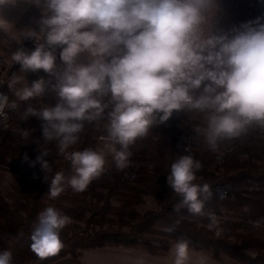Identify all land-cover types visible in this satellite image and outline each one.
Segmentation results:
<instances>
[{"label":"clouds","instance_id":"obj_1","mask_svg":"<svg viewBox=\"0 0 264 264\" xmlns=\"http://www.w3.org/2000/svg\"><path fill=\"white\" fill-rule=\"evenodd\" d=\"M14 2L0 0V6ZM30 3L42 11L39 31L27 33L35 47L18 49L11 54V61L20 66L19 73L42 70L48 78L29 83L23 75L12 73L6 81L11 96L0 93V130L8 129L9 112L26 104L20 119L38 118L43 140L57 142L58 152L71 162L74 174L54 175L49 185L51 198L58 197L65 185L76 192L86 190L104 171L103 151L68 149L79 141L84 123L102 118L110 105L107 135L100 139L120 170L129 165V147L174 112L207 113L206 127L197 131L212 150L218 141L238 138L253 126L264 129V23L260 18L242 24L229 36L214 35L204 27L215 15L216 0ZM4 27L0 23V29ZM82 54L87 56L86 63L78 62ZM49 90L55 95L54 105L36 109L27 103ZM21 135L27 138L28 132ZM47 155L41 151L32 166L39 163L44 172L50 171L44 159ZM24 160L28 162L27 155ZM201 168L192 155H181L171 164L167 184L181 197L174 211L207 215L211 230L218 228L219 221L215 214L204 211L205 201L213 195L210 186L194 183ZM44 179L47 181L46 176ZM225 197L221 192L220 198ZM261 222L253 224L259 227ZM68 223L70 218L60 210L43 209L30 235V250L40 260L59 253L64 247L60 233ZM174 223L178 225L180 220ZM170 253L173 264H189L192 259L186 239L177 240ZM0 264H13L10 250L0 252ZM136 264H145L144 259L139 258ZM196 264H207V258L200 256Z\"/></svg>","mask_w":264,"mask_h":264},{"label":"trees","instance_id":"obj_2","mask_svg":"<svg viewBox=\"0 0 264 264\" xmlns=\"http://www.w3.org/2000/svg\"><path fill=\"white\" fill-rule=\"evenodd\" d=\"M17 66L13 64L12 69ZM200 91L202 88L194 94ZM55 103L51 90L28 102L36 109ZM26 106H20L19 112ZM110 110L111 105L99 120L85 122L79 141L68 149L103 151L104 171L86 190L76 192L65 185L54 199L49 195L54 175L63 172L70 177L74 173L71 162L58 152L57 142L43 140L41 121L29 116L1 130L0 180L7 183L4 194L9 204L7 211H0V252L10 250L13 264H55L93 247L123 245L162 254L177 240L186 239L190 247L213 257L226 255L243 264H264V129L253 126L238 138L218 141L216 150H212L202 132L197 131L206 127L207 113L174 112L168 121L154 125L129 147V165L120 170L100 139L107 135ZM24 131L27 138L21 135ZM41 151L48 153L44 159L50 171L44 172L39 163L32 166ZM187 154L202 164L194 183L210 186L213 195L205 201L204 211L215 214L218 228H208L207 215H192L186 209L174 211L181 197L168 186L167 175L171 164ZM221 187L227 189L223 199ZM147 196L164 202L159 208L142 212L139 207ZM46 207L60 210L70 223L60 233L64 247L40 260L30 250V235L38 214ZM177 219L178 225L174 223ZM255 221H262L259 227L254 226ZM166 227L173 230L165 231Z\"/></svg>","mask_w":264,"mask_h":264},{"label":"rangeland","instance_id":"obj_3","mask_svg":"<svg viewBox=\"0 0 264 264\" xmlns=\"http://www.w3.org/2000/svg\"><path fill=\"white\" fill-rule=\"evenodd\" d=\"M42 11L35 4L30 3V0H15L14 3H8L0 6V23L4 24V28L0 29V89L8 93L6 81L16 72L23 75L25 80L32 82L30 73H19L20 66L13 68L11 54L18 49H25L35 46V41L27 38V33L31 30L39 31V20L41 19ZM214 17L210 16L209 21L204 27L210 29L212 34L221 35L219 31H213ZM230 34L229 36H232ZM78 62L86 63L87 56L82 54L78 57ZM59 52L57 53V64H60ZM48 78V76H47ZM46 78V79H47ZM28 103V102H27ZM26 105V104H21ZM19 110L17 112H9V125H14L20 120ZM1 136V130H0ZM7 183L0 180V211H7L9 199L4 194V189ZM220 192H227L225 187L219 188ZM227 194V193H226ZM163 200L147 196L145 203L139 209L145 211L151 208H159L163 204ZM173 246V245H172ZM172 246L162 254H151L146 250L132 246H104L93 247L81 251L78 256L68 255L64 259L55 264H136L139 258H143L145 264H173V256L170 253ZM254 255V252L246 250ZM190 255L192 259L189 264H196L200 256L207 258V264H243L230 257L223 255L213 257L205 252L196 250L190 247Z\"/></svg>","mask_w":264,"mask_h":264},{"label":"crops","instance_id":"obj_4","mask_svg":"<svg viewBox=\"0 0 264 264\" xmlns=\"http://www.w3.org/2000/svg\"><path fill=\"white\" fill-rule=\"evenodd\" d=\"M257 18L264 23V0H216L213 31L234 34V29Z\"/></svg>","mask_w":264,"mask_h":264},{"label":"built area","instance_id":"obj_5","mask_svg":"<svg viewBox=\"0 0 264 264\" xmlns=\"http://www.w3.org/2000/svg\"><path fill=\"white\" fill-rule=\"evenodd\" d=\"M34 47H35V46L30 47V48H26V50H32V49H34ZM58 52H59V49L57 50V53H58ZM57 53H56V54H57ZM30 76H31V80H32V81L38 79L39 77H44L45 79L47 78V74L44 73L42 70H40V71L37 72V73H30ZM0 93L7 94L5 91H3V90H1V89H0ZM7 124L9 125L8 121H7Z\"/></svg>","mask_w":264,"mask_h":264}]
</instances>
